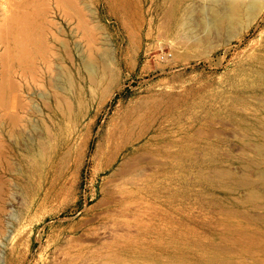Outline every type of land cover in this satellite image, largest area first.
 <instances>
[{"label": "rangeland", "instance_id": "rangeland-1", "mask_svg": "<svg viewBox=\"0 0 264 264\" xmlns=\"http://www.w3.org/2000/svg\"><path fill=\"white\" fill-rule=\"evenodd\" d=\"M217 5L0 0V264H264V11Z\"/></svg>", "mask_w": 264, "mask_h": 264}, {"label": "bare ground", "instance_id": "bare-ground-1", "mask_svg": "<svg viewBox=\"0 0 264 264\" xmlns=\"http://www.w3.org/2000/svg\"><path fill=\"white\" fill-rule=\"evenodd\" d=\"M170 1H173V3L175 4V13H174V19L176 20V22H178V25H180L181 27H188L189 28V31L190 32H194L193 30L191 31V25L194 23H192V17H191V10H189L191 13H188L189 11L187 9H184V10H181V5L183 3L184 0H170ZM208 2L210 3H214V4H218L219 6H221V12L219 13H212V10L209 11H206L208 13H212L213 16L210 20V18L208 20H210V22L208 21L207 25L209 27V32L207 31V33L209 35H211L214 31H216L215 33H224L226 32L227 30L230 31L231 27L229 26H232V24L234 23V19L236 20V17L239 18L240 14L244 11L248 12L251 17L253 19H256L257 17H259V15L264 11V0H207ZM217 5V6H218ZM209 8V6H207ZM212 7V6H211ZM205 8V7H204ZM216 8V7H215ZM218 8V7H217ZM211 9V8H210ZM208 10V9H207ZM215 11V10H214ZM205 12V11H204ZM217 12V10L215 11ZM203 14V13H202ZM211 14V15H212ZM216 14V15H215ZM209 15V16H211ZM205 17V16H204ZM235 17V18H234ZM195 18V17H194ZM199 23V22H198ZM209 24V25H208ZM195 25V24H193ZM234 26V24H233ZM194 28V27H193ZM196 29V28H195ZM232 30V29H231ZM231 32V31H230ZM181 33V32H180ZM228 33V32H227ZM178 34V33H177ZM185 34V33H184ZM183 34V35H184ZM226 34V33H225ZM230 34V33H228ZM197 34H194V36H196ZM227 35V34H226ZM193 36V37H194ZM181 37H183L181 35ZM187 39V38H185ZM181 40V39H180ZM184 40V39H183ZM188 40V39H187ZM197 40V39H196ZM182 41V40H181ZM186 41V40H185ZM194 42V41H193ZM197 42V41H196ZM202 42V41H200ZM195 43V42H194ZM203 43V42H202ZM88 68L90 70V73L92 75V78H93V75L96 76V74H98L99 72H97V67L94 66V64L91 62H88ZM250 78V77H249ZM96 79V78H94ZM4 89H2V92H3ZM1 92V93H2ZM6 91H4L3 93H5ZM2 95V94H1ZM263 95V94H261ZM5 96V95H4ZM3 96V98H5ZM11 98V97H10ZM252 99V98H251ZM259 99V98H258ZM11 100V99H10ZM14 100V99H13ZM15 102V101H14ZM239 108V107H237ZM244 111V110H242ZM246 111V110H245ZM262 112V111H261ZM237 128V127H236ZM239 129V128H237ZM264 130V129H263ZM264 132V131H263ZM238 134V133H237ZM241 135V133L239 134ZM243 135V134H242ZM242 137V136H241ZM253 144V143H252ZM254 145V144H253ZM257 145V144H256ZM258 148V147H257ZM250 149V148H249ZM252 149V148H251ZM213 151V150H212ZM244 152H246L245 150H243ZM259 151V156H260V153L263 151L260 152V150L257 149V152ZM224 153V152H223ZM261 153V157L264 156L262 155ZM224 154H227V152H225ZM264 154V153H263ZM229 156V154H227ZM253 157V156H252ZM187 160V159H186ZM217 161V160H216ZM163 162V161H161ZM262 162V161H261ZM245 164V163H244ZM254 164V163H253ZM258 165V164H257ZM260 165V164H259ZM258 165V166H259ZM218 170H216L217 172ZM243 171V170H242ZM262 171V170H261ZM215 172V171H214ZM224 172V171H223ZM223 172H218L217 174H215L213 176V178H211L212 181H215V180H220V179H225L227 177V173L226 171L223 173ZM244 172V171H243ZM229 173V172H228ZM261 173V172H260ZM264 173V171H263ZM261 174L262 176H264V174ZM211 174V173H210ZM241 175V174H240ZM239 175V177H240ZM256 175V178H257V173L255 174ZM211 176V175H210ZM206 177V176H205ZM242 177V176H241ZM248 177L245 176V178ZM249 179V178H247ZM240 181V180H239ZM210 182V181H209ZM242 182V181H241ZM244 183V182H243ZM242 183V184H243ZM241 184V185H242ZM244 185V184H243ZM245 186V185H244ZM253 190V189H252ZM256 190V189H255ZM263 190V189H262ZM249 192V191H248ZM251 192V191H250ZM253 192V191H252ZM248 194V193H247ZM250 194V193H249ZM248 194V195H249ZM253 195V194H252ZM254 196V195H253ZM235 199V198H234ZM243 199V198H242ZM239 200V199H238ZM263 205V204H262ZM224 210V209H223ZM228 211V210H227ZM261 214V213H260ZM258 215V213L256 214ZM263 215V214H262ZM259 216V215H258ZM261 218V216H259ZM222 228V227H221ZM257 233V232H256ZM222 238V237H221ZM241 238V237H239ZM135 239V238H134ZM138 240V239H137ZM130 242H133V241H130ZM124 245V243H122ZM135 244V243H134ZM133 244V245H134ZM153 244V242H152ZM132 245V246H133ZM218 247V246H216ZM150 248V247H149ZM215 250V249H214ZM149 251V250H148ZM208 251V250H207ZM81 253V252H80ZM110 256V255H109ZM144 257V256H143ZM181 258V257H180ZM207 259V258H206ZM134 260V259H133ZM251 260V259H250ZM108 263V262H107ZM106 263V264H107ZM110 263V262H109ZM130 263V262H129ZM111 264V263H110ZM116 264V263H115Z\"/></svg>", "mask_w": 264, "mask_h": 264}]
</instances>
